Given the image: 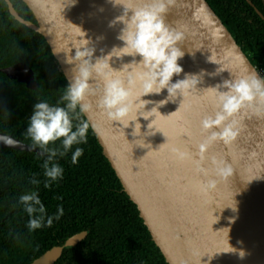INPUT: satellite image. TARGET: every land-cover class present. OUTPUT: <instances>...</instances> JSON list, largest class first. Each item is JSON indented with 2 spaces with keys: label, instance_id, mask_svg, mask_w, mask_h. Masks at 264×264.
I'll return each instance as SVG.
<instances>
[{
  "label": "water",
  "instance_id": "water-1",
  "mask_svg": "<svg viewBox=\"0 0 264 264\" xmlns=\"http://www.w3.org/2000/svg\"><path fill=\"white\" fill-rule=\"evenodd\" d=\"M4 1L17 22L44 37L68 84L81 60L79 55L75 56L76 52L87 47L94 49V64L114 47H123L118 39L123 25L110 24L124 9L114 6L111 0H22L35 23L19 16L10 0ZM120 2L129 7H143L152 0ZM246 2L254 8L249 0ZM167 7L165 22L181 35L177 47L184 52L178 61L183 72L174 75L171 82L183 80L186 75H197L200 77L197 85L186 96L171 97L173 100L158 109L161 115L153 113L155 117L145 120L139 115L144 114L142 108L138 112L134 110L131 121H125L123 126L109 119L99 105L104 81L93 73L90 83L96 95L86 99L91 108L82 114L167 264H264V110L258 114L245 109L228 121L237 122V138L231 144L216 141L210 145L202 163L207 176L199 173L193 162H179L171 153L174 146L187 147L194 154L199 152V144L208 135L202 131L200 122L219 110L209 88L249 75L263 76L206 0H173ZM133 59L139 62L140 57H113L109 61L126 85L130 78L135 81L139 71L136 66L127 65ZM1 72L30 90L38 87L33 71L23 63L3 68ZM132 91L134 98H138L143 90L134 83ZM167 96L164 89L159 95L149 94L141 99L158 102ZM153 107L155 104H149L144 111H151ZM153 120L150 130L148 124ZM136 123L141 129L139 132L137 125V136H134ZM150 131L153 134L148 135ZM5 136L16 143L7 146L0 142L1 148L45 154L0 133V137ZM212 157L225 160L231 172L217 176ZM207 179L215 180L216 184L205 192L200 184ZM86 235L87 232H80L71 236L30 264L56 263L64 249L77 245ZM229 245L243 248L247 253L245 258L231 253Z\"/></svg>",
  "mask_w": 264,
  "mask_h": 264
},
{
  "label": "trees",
  "instance_id": "trees-1",
  "mask_svg": "<svg viewBox=\"0 0 264 264\" xmlns=\"http://www.w3.org/2000/svg\"><path fill=\"white\" fill-rule=\"evenodd\" d=\"M10 1L19 16L35 23L22 0ZM206 1L264 77V20L254 9L264 17V0H249L254 8L246 0ZM17 63L31 68L37 89L30 90L1 72ZM67 86L44 37L17 22L0 0V133L33 146L26 130L34 104L59 102L63 106L61 97ZM77 113L74 123L86 121ZM86 139L87 143L73 145L65 156L55 158L64 169L63 177L48 188L42 167L47 154L0 147V264H30L80 232H87L86 237L64 249L54 264H167L90 126ZM76 147L83 148V154L73 164ZM32 179L40 181L39 185L32 184ZM32 191L38 193L46 216L55 217L63 208V215L51 227L29 231L30 217L19 197Z\"/></svg>",
  "mask_w": 264,
  "mask_h": 264
},
{
  "label": "clouds",
  "instance_id": "clouds-1",
  "mask_svg": "<svg viewBox=\"0 0 264 264\" xmlns=\"http://www.w3.org/2000/svg\"><path fill=\"white\" fill-rule=\"evenodd\" d=\"M111 2L114 6H122L124 9L123 14L117 16L110 24V26L123 25L118 36V39L123 42V47H114L107 56L98 59L94 64L92 63L94 49L87 47L79 53L76 52L75 56L79 55L81 60L77 64V71L72 82L65 88L61 97L63 106H60L59 102L57 105L37 102L33 106L26 136L30 138L33 147L47 154V159L42 164L44 175L47 178L45 188L63 177L64 169L55 162V158L65 156L73 145L87 143L89 124L86 121L74 123V120L78 119L77 110L79 113H86L91 108V105L85 101L88 97L96 95V90L90 83L93 73L101 76L104 81L103 95L100 97L99 105L105 110L109 119L118 121L123 126L125 121H131L130 117L134 110L138 112L142 108L144 114L139 115L145 120L155 117L153 113L161 115L158 109L173 100L171 97L177 94L188 95L189 90L199 82L200 77L197 75H186L183 80L171 82L174 75L178 76L183 72L178 61L184 56V52L177 47L181 35L171 30L165 22L167 5H170L173 0H152L143 7H129L120 0H111ZM130 12L131 15H129ZM124 56L140 57L139 62L133 59L131 64H127L134 65L139 70L135 81L130 78L127 85L118 74L119 71H114L109 65L113 57L122 58ZM134 83H138L143 90L138 98L133 96ZM164 89L168 92L166 99L158 102L141 99L149 94L159 95ZM221 89H226V91H221ZM208 90L213 93L219 110L214 115L204 117L200 122L202 131L208 135L199 144V152L194 154L187 147L174 146L171 148V153L177 161L193 162L196 170L205 176H207V169L202 167V163L206 159L210 145L216 141H222L226 145L231 144L237 138V122L231 120L229 123L228 121L245 109L254 110L258 114L264 110V77L258 74L249 75L224 81ZM149 104H155V107L151 111H144ZM154 120L148 124V129L151 130ZM135 121H137V116ZM137 125L139 132L141 129V125L136 123L134 136H137ZM147 134L153 133L150 131ZM184 135H188L187 129ZM57 141H60L59 146H55ZM0 142L7 146L16 143L6 136L0 137ZM82 154L83 148L76 147L71 156L72 163L76 164ZM212 164L217 176H224L231 172L230 164L225 160L212 157ZM31 183L39 185L40 181L32 179ZM215 184V180L207 179L200 184V188L206 192ZM19 203L24 206V210L30 217L27 224L29 231L40 229L43 226L51 227L53 220L63 215L61 207L58 209L57 216H46V208L36 191L21 195ZM237 243L242 244L243 242L238 241ZM229 247L232 250L231 253L237 254L240 259H244L247 255L243 248L236 249L230 245Z\"/></svg>",
  "mask_w": 264,
  "mask_h": 264
},
{
  "label": "built area",
  "instance_id": "built-area-1",
  "mask_svg": "<svg viewBox=\"0 0 264 264\" xmlns=\"http://www.w3.org/2000/svg\"><path fill=\"white\" fill-rule=\"evenodd\" d=\"M258 73H259L261 76H263V72H262V71H258Z\"/></svg>",
  "mask_w": 264,
  "mask_h": 264
}]
</instances>
